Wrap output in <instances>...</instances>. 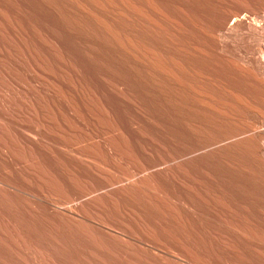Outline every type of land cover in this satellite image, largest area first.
<instances>
[{"label": "bare ground", "instance_id": "6f19581e", "mask_svg": "<svg viewBox=\"0 0 264 264\" xmlns=\"http://www.w3.org/2000/svg\"><path fill=\"white\" fill-rule=\"evenodd\" d=\"M0 264H264V0H0Z\"/></svg>", "mask_w": 264, "mask_h": 264}, {"label": "rangeland", "instance_id": "374dc122", "mask_svg": "<svg viewBox=\"0 0 264 264\" xmlns=\"http://www.w3.org/2000/svg\"><path fill=\"white\" fill-rule=\"evenodd\" d=\"M37 244H38V245H37V248H38V249L36 248V250H35L36 252H38L37 250H39V248H40V246H39V243H38V242H37ZM35 247H36V245L34 246V249H35ZM157 248H158V249H162V248H160L159 246H157ZM40 251H41V248H40Z\"/></svg>", "mask_w": 264, "mask_h": 264}]
</instances>
